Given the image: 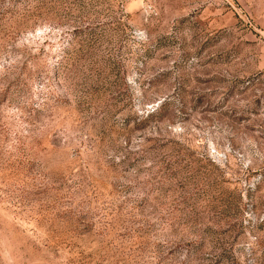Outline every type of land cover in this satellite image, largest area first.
Segmentation results:
<instances>
[{"label":"rangeland","instance_id":"obj_1","mask_svg":"<svg viewBox=\"0 0 264 264\" xmlns=\"http://www.w3.org/2000/svg\"><path fill=\"white\" fill-rule=\"evenodd\" d=\"M0 264H264V0H0Z\"/></svg>","mask_w":264,"mask_h":264}]
</instances>
